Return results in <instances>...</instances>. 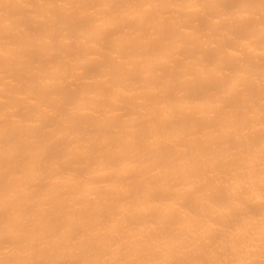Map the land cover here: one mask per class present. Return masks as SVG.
<instances>
[{
    "label": "bare ground",
    "instance_id": "obj_1",
    "mask_svg": "<svg viewBox=\"0 0 264 264\" xmlns=\"http://www.w3.org/2000/svg\"><path fill=\"white\" fill-rule=\"evenodd\" d=\"M0 264H264V0H0Z\"/></svg>",
    "mask_w": 264,
    "mask_h": 264
}]
</instances>
